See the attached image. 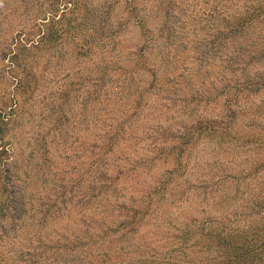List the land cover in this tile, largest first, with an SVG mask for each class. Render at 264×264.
<instances>
[{"label": "rangeland", "instance_id": "1", "mask_svg": "<svg viewBox=\"0 0 264 264\" xmlns=\"http://www.w3.org/2000/svg\"><path fill=\"white\" fill-rule=\"evenodd\" d=\"M263 145L264 0H0V264H219L264 239Z\"/></svg>", "mask_w": 264, "mask_h": 264}, {"label": "trees", "instance_id": "2", "mask_svg": "<svg viewBox=\"0 0 264 264\" xmlns=\"http://www.w3.org/2000/svg\"><path fill=\"white\" fill-rule=\"evenodd\" d=\"M53 17L54 16L52 14V17L46 18V19L52 20ZM43 19H45V18H43ZM52 26H53V24H52ZM58 35L59 34H56V32L54 31L53 27L50 26L47 29V32H46V38H45V40L47 41L46 44H50L52 42V40H55L58 37ZM21 42H24L23 43V47H22L24 49H26V44H28L29 42H32L31 43L32 46H35V44L36 45L39 44V41H37V40H36V43L34 44L33 41L30 39V37H26V36H24L23 38L19 39V43H21ZM145 46L146 45H144L143 48H141L140 50L136 51L137 55L140 57V59H143V55H144L143 52H144V47ZM149 70L150 69H148V72H149V74L152 77V83H150L148 85V88H146V93H148V90L151 89V88H156V89L158 88L159 89L161 84H162V82H163V80H161V73H160L161 70H159V72L157 70H150V71ZM32 78L37 79L36 75L34 73L29 72V71L26 72V76L24 77V80H22V84H23L24 88L27 87L28 79L32 80ZM96 79L99 80L98 77H96ZM135 88H136L137 91H139L140 97H141L143 95V93L145 92V89L143 87L141 88L140 85L135 87ZM17 120H18L17 123H16V128L18 130L17 133H18V135H23V134L26 133L27 129L30 127L31 119L29 118V113L23 115L21 118H19ZM222 120H223V118H222ZM27 123H29V124H27ZM198 124H199V126H204L205 124H212V121H208L207 122V121L203 120V123L198 122ZM201 135H203V134H201ZM215 137L216 136H212V140ZM27 141H28L27 143L30 144L29 142L31 140L28 139ZM184 144H186V145L188 144L187 139H186V142ZM219 145H220V149L223 150V144L221 143V141H219ZM192 146H193V143H192ZM212 146H213V148L214 147L216 149L218 148V145H212ZM263 147H264V145H263ZM205 148H209V146L204 147V149ZM260 148H261V145H260ZM184 151H185V147L183 149L182 148L178 149V152L181 153V154L184 153ZM21 154L24 155L26 158L34 159V157L31 156V152L30 153L29 152H24V153H21ZM260 156L262 157V159H264V155L260 154ZM260 167L264 168V160L260 162ZM30 174L31 173H26L25 179H27V180L24 182V180H25L24 179L22 181V184H20V187H18L17 189L14 190V194H17L18 192H20V193H18L16 196H14L12 198V200H11V202H12L11 212L14 211L20 204L24 205L25 204V200L28 197L33 196L32 193H34V190H36L38 188L39 184H37V182L35 181L33 176H31ZM177 174L180 175V172L178 171ZM262 179H264V178H261V180H260V187L263 186ZM161 181H162V183H165L166 182V178L163 177L161 179ZM23 182H24V185H23ZM263 191H264V189H263ZM4 192L7 193L8 189L5 188ZM10 196H12V195H10ZM8 197L9 196H7L6 198H8ZM38 203H39L40 206L42 205L40 201H38ZM4 208H5V206L0 207V212L5 213V214L8 213V212H3L5 210ZM21 208H22L23 211L20 214L22 215V214L25 213V208L24 207H21ZM8 214H10V213H8ZM9 216H11V214ZM1 219H4V218L2 217ZM18 221L19 220H15V222H11L9 224V226L16 227V226H18V224H22L23 223V222H18ZM13 231H15V229H13ZM6 236L7 235H5V237ZM2 238H3V234H0V239H2ZM246 238L247 239H244L241 243H238L236 241H235V243L234 242H231V243L225 242L222 245V247H223L222 253L225 254V257H223L224 259H222V257L219 258L220 259L219 264H252V262L257 264L258 262H260V260H263L264 259V239L260 240L259 236L255 237L254 235H251L250 237H246ZM222 239H223V241H227L229 239V237L222 238ZM228 241H230V240H228Z\"/></svg>", "mask_w": 264, "mask_h": 264}]
</instances>
